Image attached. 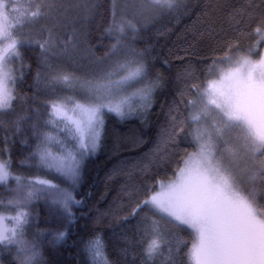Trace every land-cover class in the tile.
Segmentation results:
<instances>
[{
  "label": "snow or ice",
  "instance_id": "snow-or-ice-1",
  "mask_svg": "<svg viewBox=\"0 0 264 264\" xmlns=\"http://www.w3.org/2000/svg\"><path fill=\"white\" fill-rule=\"evenodd\" d=\"M207 7L211 12H204L208 19L201 35L218 47L199 75L191 66L185 70L168 127L130 165L142 181L122 189L129 197L127 214H100L140 218L142 264H183L186 242L179 233L185 228L191 230V264H264V0ZM140 8L145 22H156L164 16L178 20L191 6L185 0H147ZM95 10L90 0H0V113L27 102L15 90L31 70L27 50H38V91L43 85L74 92L44 101L46 119L41 121L36 107L34 120L20 116L14 122L16 132L29 123L35 140L29 155L38 171L15 174L10 157L0 158V185L11 193L0 199V264H48L45 243L55 244L65 233L57 231L50 240L39 230L31 233L32 206L44 200L70 218L72 207L81 203L74 192L83 161L101 147L105 115L146 117L163 86V78H150L143 54L128 43L140 31V21L118 18L115 4L105 28L115 42L98 58L101 66L86 76L61 66V58L86 42V32L75 24ZM253 35L255 42L241 47V38ZM104 58L112 61L107 67ZM7 150L5 139L0 156ZM84 251L87 264H112L100 234L84 241Z\"/></svg>",
  "mask_w": 264,
  "mask_h": 264
},
{
  "label": "trees",
  "instance_id": "trees-1",
  "mask_svg": "<svg viewBox=\"0 0 264 264\" xmlns=\"http://www.w3.org/2000/svg\"><path fill=\"white\" fill-rule=\"evenodd\" d=\"M69 4L84 3L85 0H64ZM95 4V14L87 21H77L75 27L83 28L87 34L86 42L79 45L70 57H63L59 63L62 67L80 76L90 75L100 65L98 58L104 57L115 42L105 28L112 20V9L115 4L124 7L127 0H90ZM191 6L187 15L178 20L172 16H164L156 22L147 21L141 16L132 17L140 21V31L135 37H129L128 43L137 52L143 54L144 61L150 66L151 76L163 78V86L154 94L151 111L146 117L134 114L124 120L114 114L105 115V124L101 147L93 155L85 157L81 170V180L74 195L79 205L72 207V216L66 217L62 211L50 202H36L31 209V233L38 230L48 239L57 231L65 233L64 238L55 243H45L44 257L48 264H87L88 256L84 251V241L94 234H100L106 246L107 255L112 264H142L144 257L143 232L140 230V218L129 217L127 221L113 219L111 215L101 217V213L115 211L123 216L127 214L129 197L122 192L125 184L133 185L142 181L138 171L130 165L143 158L158 140V134L168 127L169 107L178 100V91L183 87L182 75L191 66L197 75L205 69L206 64L218 47L207 35H201L206 27L211 12L207 6L219 4L239 5L244 0H185ZM259 2V0H256ZM147 3L145 1L141 2ZM71 15L76 16L75 12ZM199 18V19H198ZM256 37L241 38V47H247L255 42ZM264 50V49H262ZM38 50L25 51V63L31 65V70H25L23 81H17L16 93L26 97L27 102L14 105L10 113H0V148L7 140V151L0 158L9 159L15 174L34 175L37 169L30 158V152L35 144L31 135L29 123H22L21 131H15V121L24 116L29 122L35 119L32 108L38 107L41 121L46 119L44 101L55 99L62 95L64 88L57 87L54 91L41 85L39 91L35 86V75L38 69ZM112 61L104 58L103 66ZM18 67V66H17ZM33 97H36L35 102ZM147 121L145 123L144 121ZM144 143L136 144L134 141ZM191 150V149H189ZM123 167L119 174L115 169ZM131 173V175L129 174ZM43 175V173H40ZM171 175V172H169ZM14 183V182H11ZM11 193L0 185V199H7ZM185 241L181 245L180 259L183 264H191L188 251L192 245L191 230L185 228L179 233ZM126 250V251H125ZM9 259V257H5ZM148 264H151L149 261Z\"/></svg>",
  "mask_w": 264,
  "mask_h": 264
},
{
  "label": "rangeland",
  "instance_id": "rangeland-1",
  "mask_svg": "<svg viewBox=\"0 0 264 264\" xmlns=\"http://www.w3.org/2000/svg\"><path fill=\"white\" fill-rule=\"evenodd\" d=\"M143 1L147 2V0H127V3L125 4V7H126L125 10H126V12L131 14L132 16H129L128 14H126L124 12V7L123 6H118V9H117V12H116L117 13V17L118 18L119 17H126V18H129V19H133L132 17H138L141 14V12H142V9L140 8V5L143 4V3H141ZM136 35L137 34H135V36ZM130 37H132V36H130ZM76 75L80 76L79 74H76ZM81 76H83V75H81ZM73 94H74L73 90L64 89L62 91V95H60V96H70V95H73ZM75 94L78 95L79 93L76 92Z\"/></svg>",
  "mask_w": 264,
  "mask_h": 264
}]
</instances>
